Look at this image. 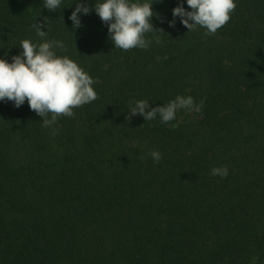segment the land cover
<instances>
[{
	"label": "trees",
	"instance_id": "16d2710c",
	"mask_svg": "<svg viewBox=\"0 0 264 264\" xmlns=\"http://www.w3.org/2000/svg\"><path fill=\"white\" fill-rule=\"evenodd\" d=\"M76 2L0 0V57L43 42L31 25L48 17L97 92L49 128L27 100L0 101V264H264V0H237L213 35L170 27L181 0H155L160 43L127 51L94 9L74 29ZM178 94L201 110L128 119Z\"/></svg>",
	"mask_w": 264,
	"mask_h": 264
},
{
	"label": "clouds",
	"instance_id": "9594fccd",
	"mask_svg": "<svg viewBox=\"0 0 264 264\" xmlns=\"http://www.w3.org/2000/svg\"><path fill=\"white\" fill-rule=\"evenodd\" d=\"M61 2L43 0V7L56 11ZM185 2L190 10L184 7ZM154 3L155 0H95V4L90 7L88 0H77L69 19L74 29L79 28L82 26L81 16L94 9L106 24L114 48L125 51L132 48L147 50L153 39L156 44L160 40L158 37H147L146 34L163 32L162 29L157 30L151 20L157 15L153 10ZM236 6L237 0H181L173 8V19L168 23L174 27L178 17L189 31L199 26L206 30L205 35H213L230 20V13ZM48 20V17H44L37 23L36 19L31 25L43 42L34 43L30 39H23L19 43L22 51L12 56L11 62L6 53L0 57V101H11L19 108L27 100L29 108L43 118L41 126L44 128L55 125L60 115L74 116V108L97 98L93 87L96 81L76 61L67 55H57L56 49H63L64 42L46 38ZM44 27H47V31L43 30ZM203 104V100L197 103L191 95L179 94L155 107L150 106L148 100L140 99L130 107L128 119L137 114L146 121L159 116L160 122L166 124L176 119L180 109L195 108L199 112ZM148 155L157 163L161 159L158 150H152ZM210 174L225 178L229 170L226 166L213 167Z\"/></svg>",
	"mask_w": 264,
	"mask_h": 264
}]
</instances>
